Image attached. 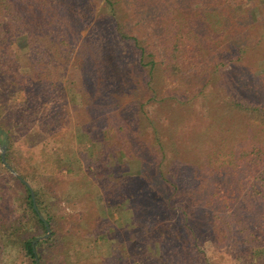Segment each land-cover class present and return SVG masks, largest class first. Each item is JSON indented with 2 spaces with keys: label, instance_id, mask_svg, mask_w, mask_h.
Here are the masks:
<instances>
[{
  "label": "trees",
  "instance_id": "16d2710c",
  "mask_svg": "<svg viewBox=\"0 0 264 264\" xmlns=\"http://www.w3.org/2000/svg\"><path fill=\"white\" fill-rule=\"evenodd\" d=\"M106 1L116 16L115 0ZM196 1L136 0L138 10L148 7L144 12H157L160 17H166L167 22L161 32L165 46V54L162 52L165 63L158 57L155 58L156 53L142 40L129 35L125 31V24L120 21L116 24V19L111 17L116 41L123 46L122 54L127 53L124 47L126 43L134 44L137 50L135 62L149 74L147 85L150 91L154 87L158 70L173 79L179 74L186 79L189 77L187 71L195 70L191 64L199 67L206 63L203 59L195 60L187 56L191 51L200 57L204 56L205 51L210 49L203 42L205 35L211 34L209 36L213 41L231 36L229 40L233 44L232 35H228L230 24L236 15V9L242 5H233L231 0H201L196 7ZM72 7V0H1L0 73L6 80H14L13 76L20 75L18 61L24 58L29 64V76L33 74L32 77L39 82L48 78L46 60H42L41 50L37 51L42 34L32 32L34 23L31 17L34 11L37 25L46 29L42 43L49 41L55 45L56 51L59 49L56 57L62 56L65 63L71 62L73 70L81 72L79 78L84 91L82 104L75 109V123L88 134L93 153L85 147L77 152L70 146V143H74V138L68 132L59 136L55 132L56 124L49 125L43 119L44 116L41 117V131L30 129L32 125L28 115H21L14 123L15 127L0 123V147L6 145V159L18 173H12L3 165L0 150L2 177L8 175L9 181L15 184L12 189V203L0 205V264H86L84 255L78 256V253H82L83 249H91L90 240L75 237V234L69 237L57 231L52 208L58 199L69 197V193L73 191L71 189L67 192L63 188L68 179L64 170L72 162H80L81 159L86 164H94L98 172L104 171L100 163L104 160L107 163L108 159L100 150L99 142L103 140L106 153L111 152L114 147H109L108 141H111L112 136L118 139L120 145L116 149L124 152V158L135 154L141 161L137 172L127 174L126 170L127 178L116 182L121 190L130 186L128 193L131 195V204L142 199L146 208L150 209L142 215L139 210H134V224L142 228H152L151 220L162 217L163 222L172 227L170 234L161 230L150 231L143 236L145 239L155 238L157 241L156 257H152L150 262L156 258L164 264H214L206 250V241L212 239L205 236L203 231L209 226L218 225L222 234L209 247L211 244L217 247L226 245L233 250L235 255H232L241 264H264V139L256 140L257 137L264 138V104L230 98L214 106L212 110V118L222 116L224 119L217 124L210 121L208 125L192 132L194 137L190 136L188 139L179 133L176 123L174 126L168 124L167 130L162 131L159 119L146 109V102L156 98L153 97L155 90L148 100H145L142 92H138V96L128 106L129 109H126V112L130 110V116L124 117V112L118 109L116 98H106L108 93L102 84L101 72L104 70L105 54L103 47L107 43L99 36L96 24L79 44L74 27L77 25L76 17L81 18V13L78 9L74 11ZM190 10L193 15L186 14L185 11ZM205 10L214 14L218 12L222 29L212 27L213 24L208 22V17L204 14ZM254 10L257 11L256 3ZM250 14L254 17L252 6ZM53 16L57 19L46 24L47 19L51 20ZM252 17L247 15L241 20H251ZM14 29H17L18 35L27 36V51H22V54L13 47L16 38ZM167 62L168 66L163 67ZM121 64L125 70L126 65L130 66L129 69L133 68L125 60ZM61 67L62 65L60 69ZM51 68L57 73L59 65ZM204 70L202 67L198 72ZM196 74L194 72L195 77ZM59 76L62 73L58 76L55 73L49 75L54 80H59ZM50 86L49 83L45 85L44 95L47 93V97L53 92ZM130 88L137 87L131 85ZM168 100L171 98L162 97L155 101L161 106ZM52 113L56 120L61 119L55 110ZM18 126L27 128L31 139L28 146L32 147L40 141L38 152L29 147L28 153L24 155L15 147L13 131ZM134 126L138 127L140 135L151 130L153 137L140 143L139 137L131 129ZM113 153L115 159V151ZM72 179L78 180V192L81 179L85 180V191H92L93 202L97 203L96 196L99 192L102 193L98 181L90 180L84 173L80 176L73 175L70 177ZM103 179L106 182L113 180L108 175ZM138 181H142L141 189L136 188ZM26 182L35 192L37 208L44 219L34 206L31 190ZM37 182L42 183V186H38ZM4 183L9 182L0 178V189L9 191L11 187ZM52 191L55 192L50 195ZM1 200L6 202L3 197ZM144 217L147 219L143 225L141 221ZM200 219L203 223L201 228L198 227ZM48 227L51 229L50 236L38 240L34 246L33 241L46 235ZM74 241L77 242L76 248L72 243ZM108 261L110 264H127L118 254Z\"/></svg>",
  "mask_w": 264,
  "mask_h": 264
},
{
  "label": "rangeland",
  "instance_id": "374dc122",
  "mask_svg": "<svg viewBox=\"0 0 264 264\" xmlns=\"http://www.w3.org/2000/svg\"><path fill=\"white\" fill-rule=\"evenodd\" d=\"M72 1L73 10L76 11L75 9H78L81 13V18L79 16L76 17L77 25L74 27L75 35L79 37V44L82 38L92 30L93 25L96 24L99 36L107 43L103 47L105 54L103 61L104 70L101 72L103 74L102 84L108 93L106 98H116L119 104L118 109L124 112L122 113L124 117L128 118L130 116V110L126 112V109H129L128 106L133 103L132 101L138 96V92H142L145 100H148L152 91L155 90V95L153 96L156 97L155 100L162 97L171 98V100L166 101L161 106L155 100L147 101L146 109L159 119L162 131L165 132L167 130L168 124L174 126L176 123L180 130L179 133L188 139V137L194 135L192 132L204 125H208L210 121L212 123L215 121L217 124L224 119L222 116L212 118V110L214 106H218L230 98L234 97L264 104V0H231L233 5H242L236 9V15L230 24V34L228 35H232L233 44L231 43L232 40L231 42L229 40L231 36H224L225 38L223 37L221 40L213 41L210 38L211 36H209L211 34H207L204 31L207 35L204 36L203 42L210 49L205 51L203 57L193 51L189 52L187 56L195 60L203 59L206 63L199 67L191 64L195 70L187 71L189 77L186 79L182 78V74L173 79L172 77L164 76L163 72L158 70V75L151 91L147 85L150 78L149 74L144 68L139 66L138 62H135L137 50L134 44L132 42L126 43L124 47H126L127 53L122 54L123 46L116 41L111 19H116V24L119 21L125 24V31L129 35L142 40L145 45L149 46L150 50L156 53L155 58L158 57V59L162 60V63H165L164 55L162 54L165 46L163 45L161 32L164 31V25L167 22L165 20L166 17H160L157 12L151 14L148 11L147 13L149 14H147L144 11L149 9L148 7L138 10V6L135 5L136 0H115L116 16L111 12V7L106 0ZM196 2H194V6L198 7V3L201 0ZM254 3L257 5V11L254 10ZM250 4H252L254 17L250 14ZM232 9L234 10V7ZM185 12L188 15H193L192 10ZM198 13H200V10H198ZM204 14L206 18L208 17V22L213 24L212 27L215 26L216 29H222L218 12L214 14L210 13V10H205ZM247 15L252 17V19L242 21L241 19ZM35 18L37 17L34 16L33 11L31 17V21L34 23L32 32H40L42 34L39 37L41 40H39L37 45V51L41 50L42 60H46V67L49 70L47 74L52 75V73H55L58 76L59 73H62V76L58 77L59 81L48 75V78H45L43 82H39L38 79L32 77L33 74L31 76L28 75L30 71L28 61L21 57L22 59L18 61L20 71V75H17L18 78L13 76L14 80H6L0 73V123L11 125L10 127H12L21 115H28V120L32 125L30 129L32 131H41V117L44 116L45 118L43 119H46L49 125L51 123L56 124L55 132L59 136H63L68 132L74 138V143H70V146L74 147L77 152L85 147L93 153L92 142H90L88 134L82 130L81 126L75 123V109L82 104L84 91L82 80L79 78L81 72L73 70L71 62L65 63L62 60V56L58 55L56 57L59 49L56 51L55 45L49 43V41L42 43V37L46 29L37 25L38 22ZM56 19L57 17L54 18L53 16L51 20L47 19L46 24L50 21L53 23ZM46 24L45 27L47 28ZM235 25H238V27ZM209 28L211 29V27ZM17 32V29H14L16 38L13 47L17 52L20 50L19 52L22 54L27 51V36L18 35ZM194 45L193 41L192 46ZM122 57L126 58L123 59ZM122 60L131 63L133 68L129 69L130 66L126 65L125 70L121 64ZM168 64L169 62L164 64L163 67H167ZM55 65H59L57 73L55 69L51 68ZM202 67L205 70L198 72ZM194 72L197 73L196 77ZM48 83L51 85L53 92L51 96L47 97V93L44 95V89ZM131 85L137 88L131 89ZM52 110H55V113L60 115L61 119L56 120L52 116ZM16 128L13 131V142L19 152L26 155L28 153L27 149L30 148L38 152L37 148L40 146V141L32 147H30L31 145L28 146V141L31 139L29 133L27 134V128L22 129L21 126ZM137 128V126L131 127L135 133L134 135L139 137L140 143H144L153 137L151 130L146 134L140 135ZM112 138L108 142L110 144L109 147H114V150L108 153L105 151L106 146L103 144V140L99 142L101 143L100 150L106 154L108 159L107 163H105V160L100 163L104 171L98 172L94 164H86L81 159L80 162H72L68 168H65L64 173L68 179L63 188L67 192L68 190L71 191V189L73 191L69 193V197L58 199L52 208L57 231L69 237L75 234V237L90 240L91 249L88 251L83 249L81 250L82 253H78V256L84 255L83 258L86 259V264H110L108 260L115 254L125 259L127 264H164L156 258L152 262L149 261L152 257H156L155 245L157 241H155V238L148 240L143 236H146L150 231L161 230H165L170 234L172 227L166 225L162 217L155 220L150 218L152 228L147 226L142 228L134 224L133 215L136 210H139V214L142 215V213L148 212L150 209L146 208L142 199L139 200L140 202L133 201L134 204H131V195L128 193L130 186H126L125 189L121 190L118 189L116 182L119 183L118 180L121 181V179L127 178L125 175L126 170L128 171L127 174L137 172L141 166V161L135 154H129V156L124 158V152L116 149L120 145L118 144V139L115 136H112ZM263 139V137L262 139L257 137L256 140L263 141ZM114 151L116 154L115 159ZM77 156L79 157V155ZM82 173L86 174L90 180L99 182L102 193L99 192L96 196L97 203L93 202L92 191H85V180L81 179L79 192L76 189L78 180H70L71 176H80ZM95 175H97L96 178ZM107 175L113 180L106 182L103 177ZM2 176L3 174L0 172V178L9 182L8 184L4 183V185L11 187L9 191L5 192L4 189H0V205L4 206L5 203H8L7 205L10 202L12 203V189L15 184L13 181H9L8 175L6 177ZM150 177H147V179L150 180ZM131 182L132 180H130ZM138 182L136 188L141 189L142 181ZM37 185L42 186V183L37 182ZM55 191L50 192V195H53ZM75 196L79 197L73 200L72 197ZM1 197L5 198L6 202L1 200ZM146 219L144 217L141 221L143 225L146 223ZM198 219L197 217V221ZM199 221L198 227L201 228L203 223L201 219ZM203 232L205 236H210V239H212L206 241L208 245L212 241L219 239L222 234L218 225L209 226ZM72 243H74L76 248L77 242L74 241ZM208 245L206 250L210 261L214 264H241L234 258L233 250L227 248L226 245H220L219 247L212 244L209 247ZM94 257L98 259H93ZM198 261L200 260L196 259V262L200 263Z\"/></svg>",
  "mask_w": 264,
  "mask_h": 264
},
{
  "label": "water",
  "instance_id": "95a60500",
  "mask_svg": "<svg viewBox=\"0 0 264 264\" xmlns=\"http://www.w3.org/2000/svg\"><path fill=\"white\" fill-rule=\"evenodd\" d=\"M1 158H2V161H3V165H4L7 169H9L12 173L18 175V173H17V172L15 171V169H14V168L8 163V161H7V159H6V145H2V147H1ZM26 183H27V185L30 187L31 194H32V197H33V201H34V206H35L37 212L39 213L40 217H41L42 219H44V216L39 212V210H38V208H37L35 192H34L33 188L31 187V185H30L28 182H26ZM50 234H51V229H50V227H48V232H47V234L44 235V236H40V237H38L37 239H35V240L33 241V245L35 246V244H36V242H37L38 240H42V239H44V238L50 236Z\"/></svg>",
  "mask_w": 264,
  "mask_h": 264
}]
</instances>
